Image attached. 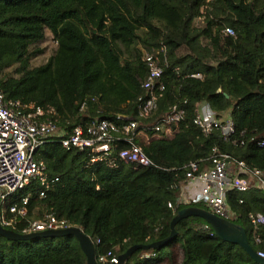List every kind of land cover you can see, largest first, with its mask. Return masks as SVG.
<instances>
[{
    "label": "trees",
    "instance_id": "trees-1",
    "mask_svg": "<svg viewBox=\"0 0 264 264\" xmlns=\"http://www.w3.org/2000/svg\"><path fill=\"white\" fill-rule=\"evenodd\" d=\"M46 31L54 50L32 65L44 52L39 46ZM160 44L163 89L155 91V108L142 119L147 138H134L152 164L114 159L127 146L122 141L91 162L88 150L49 140L33 153L45 165L47 185L33 179L5 198V206L27 198L13 231L22 233L52 214L88 236L95 258L106 252L117 257L131 245L165 238L179 209L207 210L184 199L188 160L205 159L216 147L264 176V0H0V91L5 102L52 107L57 126L67 132L101 119L125 123L137 117V98L148 95L142 54ZM204 103L219 119L229 114L232 132L225 139L218 130L203 135L193 124L196 107ZM172 105L182 110L181 119L170 125L171 135H159L154 125ZM225 200L251 248L264 250V225L256 227L260 242L254 243L247 220L249 213L264 214V192L252 185L244 192L230 189ZM174 228L171 240L135 250L124 264H259L237 244L215 237L200 217L182 218ZM0 264L86 259L72 235L0 236Z\"/></svg>",
    "mask_w": 264,
    "mask_h": 264
},
{
    "label": "built area",
    "instance_id": "built-area-1",
    "mask_svg": "<svg viewBox=\"0 0 264 264\" xmlns=\"http://www.w3.org/2000/svg\"><path fill=\"white\" fill-rule=\"evenodd\" d=\"M225 34H232L230 28L223 30ZM165 46H160L152 53L144 52L141 59L146 65L147 75L142 82V88L147 90L145 98L138 97V112L136 118L127 122L117 123L112 120L101 119L82 127L75 125L70 131L57 126V113L52 107H41L33 103L20 101L5 102L0 91V225L13 230L17 216L26 212L24 205L27 198H21L20 205L13 203L5 206V198L22 189L31 180L37 179L41 185H47L45 165L35 161L34 151L45 142L55 139L65 149L88 150L89 161L94 162L110 154L111 147L117 141L127 146L119 149L113 155L114 159L140 166L151 165V161L143 153L139 145L134 142L138 135L147 138L142 129V119L149 116L155 108L157 94L163 89L158 83L162 73L160 59L164 57ZM199 77L198 74L194 75ZM182 110L172 105L169 112L154 125L159 135H171V124L177 125L181 119ZM116 116V119H120ZM193 124L203 135L218 130L225 139L232 132V121L226 113L222 119L217 118L207 104H200L194 111ZM140 128V130H137ZM264 145V143H261ZM113 160V159H112ZM111 160V161H112ZM206 163L201 167L202 163ZM234 168V173L229 168ZM184 190L186 199L191 203H200L214 215L233 222L236 214L229 209L225 194L234 189L239 192L247 191L250 186L258 187L264 192V176L257 168H249L242 160H236L226 153L212 147L205 159L188 160L184 166ZM43 196V192L39 193ZM241 202V200H239ZM169 206V204H168ZM251 225V235L254 243L260 238L255 229L264 225V214L256 212L247 215ZM69 225L63 219H57L52 214H46L41 219L34 220L22 230V233L42 231L47 229H62ZM264 257V250L256 252ZM96 264H115L117 257L110 252L99 254L95 258Z\"/></svg>",
    "mask_w": 264,
    "mask_h": 264
},
{
    "label": "water",
    "instance_id": "water-1",
    "mask_svg": "<svg viewBox=\"0 0 264 264\" xmlns=\"http://www.w3.org/2000/svg\"><path fill=\"white\" fill-rule=\"evenodd\" d=\"M187 216H197L202 218L212 229L215 237L229 243L237 244L255 262L264 264V257L258 256L257 253L251 248L247 241L245 230L242 226L218 217L206 209L194 206L181 208L174 214L169 222V233L165 238L147 244H134L129 246L123 253L117 256V263L115 264H124L128 257L135 250L141 249L146 251L148 249H154L164 245L175 236V224L180 219ZM65 235H72L76 239L78 246L85 255L86 264H96L93 243L79 227L68 226L62 229H47L35 232L17 233L0 225V236L10 240H28L37 236L57 237Z\"/></svg>",
    "mask_w": 264,
    "mask_h": 264
},
{
    "label": "rangeland",
    "instance_id": "rangeland-1",
    "mask_svg": "<svg viewBox=\"0 0 264 264\" xmlns=\"http://www.w3.org/2000/svg\"><path fill=\"white\" fill-rule=\"evenodd\" d=\"M39 47H42L44 49V52L32 60L31 62L32 65H39L45 62V60L54 50L55 42L53 41L51 35L47 31L45 33V41L42 44H40ZM141 139L144 138L142 137Z\"/></svg>",
    "mask_w": 264,
    "mask_h": 264
},
{
    "label": "crops",
    "instance_id": "crops-1",
    "mask_svg": "<svg viewBox=\"0 0 264 264\" xmlns=\"http://www.w3.org/2000/svg\"><path fill=\"white\" fill-rule=\"evenodd\" d=\"M185 198H186V191L184 190V195H183Z\"/></svg>",
    "mask_w": 264,
    "mask_h": 264
}]
</instances>
